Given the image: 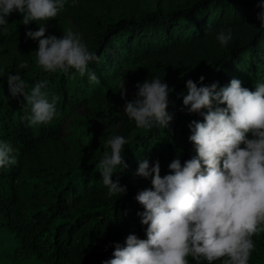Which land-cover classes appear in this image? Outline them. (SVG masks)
<instances>
[{
  "label": "trees",
  "instance_id": "trees-1",
  "mask_svg": "<svg viewBox=\"0 0 264 264\" xmlns=\"http://www.w3.org/2000/svg\"><path fill=\"white\" fill-rule=\"evenodd\" d=\"M259 2L68 0L62 16L100 58L89 64L98 82L74 69L44 71L36 62L38 42L26 36L43 21L25 26L20 13L7 17V30L0 29V140L13 145L17 163L0 169V237L17 243L19 262L102 264L112 256L114 243L124 244L129 234L146 238L147 226L137 215L144 209L135 196L152 185L136 175L138 159H158L163 176L175 158L183 164L195 155L189 124L203 117L183 106L188 79L199 86L204 76V85L216 82L219 88L237 78L253 91L264 82ZM227 27L233 29V39L222 46L215 34ZM50 34L60 38L64 33ZM21 62L27 67H19ZM9 73L21 75L26 91L47 80L50 97L58 98V116L47 125L28 126L22 119L26 101L11 96ZM157 76L172 89L167 109L174 113L171 130L158 125L139 129L122 107L135 97L138 82ZM123 81L125 97L120 93ZM114 135L128 140L122 153L128 167L113 176L126 186L120 197H109L98 169L108 150L105 142ZM253 240L249 264H264V230Z\"/></svg>",
  "mask_w": 264,
  "mask_h": 264
},
{
  "label": "clouds",
  "instance_id": "clouds-1",
  "mask_svg": "<svg viewBox=\"0 0 264 264\" xmlns=\"http://www.w3.org/2000/svg\"><path fill=\"white\" fill-rule=\"evenodd\" d=\"M67 3L0 0V29L7 30V17L13 12L20 13L22 24L27 26L33 21L55 19ZM256 7L260 9V27L264 28V0ZM46 25L39 24L38 30L26 33L27 38L38 42L37 64L46 72L74 69L81 77L87 75L89 82H98L89 64L100 58L89 50L83 35L69 29L60 38L45 36ZM206 30L211 32L210 27ZM215 39L227 46L233 29L221 28ZM19 67H27L26 62ZM204 80L200 76L198 86L188 79L187 91L181 93L187 112L203 117V121L189 124L195 155L183 164L175 158L168 165L171 171L163 176L158 159H138L136 175L150 179L152 185L135 196L144 209L137 215L141 225L147 226L146 238L129 234L124 244L114 243L112 256L102 264H189L187 257L196 264L217 260L221 264H249L255 250L253 237L264 230V82L257 83L253 91L237 78L219 88L216 82L204 85ZM7 83L12 97L20 95L26 101L22 119L28 126L47 125L58 116V98L50 97L47 80L37 81L26 91L28 85L21 75L9 73ZM135 87V97L122 107L127 117L139 129L158 125L171 130L174 113L167 110L172 91L168 84L157 76ZM120 93L126 96L124 81ZM127 143L122 135L108 138V150L98 162L109 197L126 194L119 176L115 180L113 176L128 167L122 155ZM14 151L10 142L0 140V169L17 163Z\"/></svg>",
  "mask_w": 264,
  "mask_h": 264
},
{
  "label": "rangeland",
  "instance_id": "rangeland-1",
  "mask_svg": "<svg viewBox=\"0 0 264 264\" xmlns=\"http://www.w3.org/2000/svg\"><path fill=\"white\" fill-rule=\"evenodd\" d=\"M62 14H63V12L58 14V16L55 19H52L50 21H43V23H40V24H47L46 25V27H47L46 32L48 34H50V33L56 34V32L57 33H61V32L65 33L69 29L77 32L76 27H74L70 23V21H67V19H64ZM16 246H17L16 242L12 243V242L0 237V264H4L2 262V259L4 257H7V263L6 264H23L15 258L14 252H15ZM25 264H28V263H25Z\"/></svg>",
  "mask_w": 264,
  "mask_h": 264
}]
</instances>
